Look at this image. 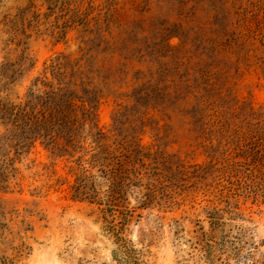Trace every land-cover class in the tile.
<instances>
[{"label":"rangeland","instance_id":"obj_1","mask_svg":"<svg viewBox=\"0 0 264 264\" xmlns=\"http://www.w3.org/2000/svg\"><path fill=\"white\" fill-rule=\"evenodd\" d=\"M264 0H0V264H264Z\"/></svg>","mask_w":264,"mask_h":264},{"label":"trees","instance_id":"obj_2","mask_svg":"<svg viewBox=\"0 0 264 264\" xmlns=\"http://www.w3.org/2000/svg\"><path fill=\"white\" fill-rule=\"evenodd\" d=\"M263 197H264V194H263Z\"/></svg>","mask_w":264,"mask_h":264}]
</instances>
